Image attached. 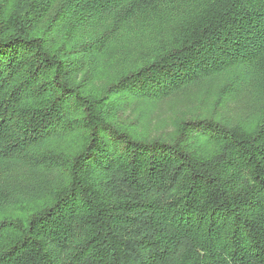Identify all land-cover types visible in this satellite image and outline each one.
<instances>
[{
	"label": "trees",
	"instance_id": "1",
	"mask_svg": "<svg viewBox=\"0 0 264 264\" xmlns=\"http://www.w3.org/2000/svg\"><path fill=\"white\" fill-rule=\"evenodd\" d=\"M225 73L171 132L119 121ZM0 264H264V0H0Z\"/></svg>",
	"mask_w": 264,
	"mask_h": 264
},
{
	"label": "rangeland",
	"instance_id": "2",
	"mask_svg": "<svg viewBox=\"0 0 264 264\" xmlns=\"http://www.w3.org/2000/svg\"><path fill=\"white\" fill-rule=\"evenodd\" d=\"M141 44L146 46L149 43L141 38L128 39L127 45L130 46V48L126 46V55H135V51L137 52L138 49L137 46H139V52L141 54ZM120 68L121 67L117 66L114 61L113 63L111 61L109 63L107 62L102 72L99 71V81L94 82V92H97V90L101 91L102 87L108 85L112 78H115ZM230 77V73L219 75L204 85L201 84L199 87H189L185 89L184 92L178 93V95L160 103L157 102L152 104L149 101L130 103L125 110L117 112V114L119 112L121 113L119 114L121 118L119 121L131 124L134 126L133 128H135V130H139L143 134L151 137L156 136L161 131H163V133L171 132L174 128V121L188 113L193 114L197 110H203V112L209 114V106L212 100L216 98L217 92L226 85V81L230 80ZM254 86L255 85L246 84V86H242L236 91L235 100L232 102V104L234 103L232 106L233 109L230 112L234 119V123H236V119L239 116L243 118L248 115L250 116L249 118L252 119L260 114L261 108L259 109L258 103L253 98L251 90L255 89ZM136 99L139 100L138 97ZM225 109L227 108L225 107L223 110ZM79 141L80 139L78 140L77 137L71 136L57 140L53 146L57 149L68 151L73 149ZM10 171H12V174L14 172L15 177L19 175L18 178L22 186L21 189L14 194L15 200L17 198H26V200H28V194L33 192L34 189H44V185L42 184L35 185L33 178L30 180L28 172L21 169L19 165H11ZM24 173L27 175V178L22 175Z\"/></svg>",
	"mask_w": 264,
	"mask_h": 264
}]
</instances>
